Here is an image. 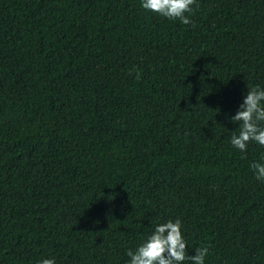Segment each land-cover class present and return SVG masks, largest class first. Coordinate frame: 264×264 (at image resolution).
<instances>
[{"label":"trees","instance_id":"16d2710c","mask_svg":"<svg viewBox=\"0 0 264 264\" xmlns=\"http://www.w3.org/2000/svg\"><path fill=\"white\" fill-rule=\"evenodd\" d=\"M190 19L0 0V264H126L176 218L205 264H264V146L234 148L226 119L264 87V0Z\"/></svg>","mask_w":264,"mask_h":264},{"label":"clouds","instance_id":"9594fccd","mask_svg":"<svg viewBox=\"0 0 264 264\" xmlns=\"http://www.w3.org/2000/svg\"><path fill=\"white\" fill-rule=\"evenodd\" d=\"M195 3L196 0H140L141 8L168 19H179L184 24L191 23L190 13ZM226 119L236 125L229 140L234 148L243 153L250 141L264 146V87H247L238 109L226 114ZM237 127L238 130H235ZM250 167L256 179L264 181V153L260 161L252 163ZM187 247L182 221L179 218L169 219L156 224L151 234L135 250L127 249L129 259L126 264H184L186 260L191 264H205L209 254L207 246L196 248L195 255H189ZM37 264H56V260L41 258Z\"/></svg>","mask_w":264,"mask_h":264}]
</instances>
